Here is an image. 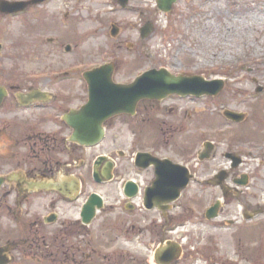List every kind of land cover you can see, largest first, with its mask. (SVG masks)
Masks as SVG:
<instances>
[{
    "label": "rangeland",
    "instance_id": "1",
    "mask_svg": "<svg viewBox=\"0 0 264 264\" xmlns=\"http://www.w3.org/2000/svg\"><path fill=\"white\" fill-rule=\"evenodd\" d=\"M0 1L29 3L22 13L0 14V85L15 86L17 92L12 91V97L35 88L47 91L61 102L59 112L55 113L41 111V104L18 108L15 100L6 101L0 110V129L6 133L15 123L36 124L43 119L49 121L45 131L60 133L67 139L70 132L61 121L63 107H82L87 101V87L81 75L108 62L114 63L112 81L116 84H130L142 73L160 68L174 76L221 80L222 90L214 97L169 96L161 102L142 101L141 112L135 118L121 116L107 123V136L100 145L76 149L71 159L67 151L62 152L60 159L71 165L75 161L74 166L79 167L83 161L91 163L98 155H106L123 168L132 165L130 161L136 153L147 152L195 171L194 177L199 181L190 182L184 191L188 199L194 197L197 205L189 202L183 212L187 221L173 227L170 235L172 241L183 240L186 253L176 264H264V0H177L170 15L159 13L152 0H128L124 9L116 0H45L37 6L30 3L32 0ZM40 13L41 23L37 21ZM148 20L154 22L153 35L141 41L132 27ZM53 21L59 25H52ZM114 23L120 28L117 38L109 35ZM40 32L41 39L56 37L70 51L66 52L64 46L59 55L53 54L51 46L38 40ZM128 44L135 46V50L129 51ZM258 88L262 89L260 93H256ZM225 111L240 114L242 120L234 123L226 119ZM25 134L20 129L17 136L22 139ZM7 137L0 136V155L6 159L24 155L27 144H20L17 154L14 142ZM205 143H211L214 149L209 158L199 161L198 157L205 154ZM118 151L126 154L125 159L117 157ZM230 153L242 161L233 170L225 157ZM222 170H230L238 178L247 174L248 183L237 200L228 199L231 205L220 217L207 221L203 211L221 197V190L205 181ZM70 172H74L73 167L66 174ZM125 172L128 175L124 180L134 177L146 181L149 176L148 171L137 173L132 166ZM119 189L120 181L105 187L88 184L82 199L92 190L100 192L106 208L114 207L109 217L117 220L123 213ZM54 199L57 198L53 195L31 197L28 202L46 205ZM14 202L12 193L8 203ZM244 203L259 213L253 214L246 231L224 221L233 220L231 216L239 219ZM253 212L246 210L247 214ZM150 214L136 216L138 229L146 238L141 233L135 236L126 232L130 241L120 238L118 243L113 235L102 236L96 228L94 240L105 242V252H124L140 258L143 264H155L154 249L148 247L145 232ZM126 218L135 222L134 215ZM1 224L10 225L12 231L18 228L15 222L2 218ZM4 234L0 228V236Z\"/></svg>",
    "mask_w": 264,
    "mask_h": 264
},
{
    "label": "flooded vegetation",
    "instance_id": "2",
    "mask_svg": "<svg viewBox=\"0 0 264 264\" xmlns=\"http://www.w3.org/2000/svg\"><path fill=\"white\" fill-rule=\"evenodd\" d=\"M117 1L118 0H116V3H118ZM152 1L154 2V6L156 8V0ZM43 2L44 0L37 5H40ZM174 6L175 3L171 6L170 11L166 15H170V13L174 12ZM66 16V14L63 16L64 19H66ZM42 19L43 14L40 13L37 21H40L41 23ZM56 20L59 21V18ZM64 22L65 20L62 23ZM54 24L59 25L58 22L55 23L53 21L52 25ZM146 24L151 25L154 30V22L149 20L145 21L143 24H141L140 21L138 24L132 27V29H135V31L138 33L141 41L148 39L141 37V28ZM113 28L116 29L114 36L111 34ZM119 34L120 28L115 23L112 24L109 31L110 37L117 38ZM41 37H43V34L40 32V39L38 40L40 42L44 40L48 46H51L53 54L59 55L60 49L63 50L62 48L66 46H62L61 41L56 37L54 39H41ZM150 37L151 36H149V38ZM134 47L135 46L131 44L127 45L128 50H135ZM65 51L69 52V47L66 46ZM0 87L6 92V96L0 101V110L5 106V103L8 100H15L16 106L18 108L41 104L43 105L41 111L47 110L54 111L55 113L56 111L59 112L61 108V102L47 91L34 88L24 93L19 92V94H28L31 92H38L41 94L38 96L40 98L21 103L16 97L18 93H15L13 95L14 97L10 95L12 91L17 92V88L15 86L0 85ZM41 97L44 98L41 99ZM140 108L141 104H138L134 117L129 118H135L136 114L141 112ZM63 110L62 116L70 111L65 107H63ZM48 123L49 121L47 120L45 121L43 119H39L36 124L24 125L15 123L11 130L7 128V133L4 129H0L1 137L8 139L7 136H9V138L14 142V148L16 147L17 154V147H19L20 144H27V148L25 149L24 155L22 156L14 155L13 157L10 156L9 159H6L5 156L0 155V177L19 174L25 180L32 181H59L66 178H74L78 180L80 184L79 191L72 198H67L53 190H27L26 186H18L17 183L13 182L0 186V218H2L5 222L13 221L18 226L15 231H12V227L10 225H0V228L5 233L4 235L0 236V248H3L2 254L0 255V261H5V264H143L140 258L133 255H126L124 252H120L118 254V251L109 253L103 251L102 247L104 246L105 242H97L93 237L94 230L97 228L102 236H106L108 233H110L113 235L114 241H119L118 243H120V238L122 240L126 239L130 241V239L125 236L129 233H132L135 236H138L141 233L143 237L146 238L147 236L142 233L141 229H138L140 223L136 220V216L140 214L145 215L152 213L145 223V232L148 234L147 240L149 241L148 247L151 246L155 251V249L161 244L173 240L170 238L173 227L184 225L183 222L185 223L187 221L184 220L187 214L183 215V212L186 208H188L189 202H192V206L197 205L194 197H189L188 199L184 190V192L182 191L183 193H180V197L175 202H167L165 195L159 196V199L153 198L151 202L156 206L152 209H146L144 206V191L146 188L152 187L156 180L154 167L140 169L136 166L133 156V159L130 161L132 165L128 166H132L136 171H138L137 173L148 171L149 175L148 178H146V181L145 178H142L141 181H139L134 177L124 180L123 177L128 175V173L125 172V169L128 166L123 168L121 166L118 167L115 159L111 156L98 155L94 160H92L91 163L87 162V164H85V161H83V165L81 164L79 167L74 166L76 165L75 161H72L73 165H71L72 163H62L60 156L64 155V152L66 153L67 151L68 159H71L76 149L86 150V148L80 147L75 143L68 142L66 138H62L60 136V133L55 134L51 131H45L49 125ZM107 123L105 124L106 126H104V139L107 136V128L110 125ZM64 126L66 127V130H69L70 132V129L65 124ZM20 129L26 132L22 139L17 136L18 130ZM27 130H29V134L27 133ZM211 152L212 151L208 152L209 156ZM232 156L240 159V157L236 155L232 154ZM117 157L119 159H125L126 154L122 151H118ZM159 159L171 160L169 158ZM198 160L202 161L200 159ZM240 162L242 163L241 159ZM72 167L74 168V172L66 174V172H68V170ZM234 168L235 167L231 166V170ZM81 169H84L85 171L78 173L76 172ZM137 173L135 175H138ZM190 173L193 176H196V174H194L195 171L192 170ZM198 173H200L199 170ZM217 174H214L212 177H215ZM225 177L226 178L221 186H214V188L221 190V197L215 198L214 203L203 211L204 218L207 221L216 219L220 217L221 214H223L225 208H228V206L231 205L228 202L229 198L237 200L240 197V195L244 192V187L239 186V183L245 179L246 185L249 178L247 174L242 175L241 178H238L237 175L232 174L230 170L225 172ZM118 180L120 181V206L122 207L123 213L122 216H119L117 220H112L111 217H109V215L112 214L111 212L114 211V207L113 205H110L108 208H106V200L104 199L105 197L100 192L92 190L88 195L85 196L84 199H82L83 189L86 185L91 184L95 187H105L113 183H118ZM194 180L199 181L195 177ZM210 180L211 179H208L205 181V183L209 182L210 185H214L213 183L216 181ZM229 180H231V182H229ZM130 181L135 184L137 188V194L134 198L128 199L124 195V187L125 184ZM12 193L15 195V202L8 203V199ZM247 193L248 192L246 191V194ZM93 194L101 196L102 207L100 209L95 208L94 216L89 222H84V219L81 216L83 215L82 209L90 196ZM50 195H53L57 199L49 201L46 205H41L42 203L35 205L28 202L31 197L45 198L46 196L48 197ZM78 202H80V205H77ZM214 207H216V216L209 220L210 218L208 217L210 214H207V211L213 209ZM36 208H38L42 215L37 213ZM193 210H191V212H193ZM246 210H250L251 212L254 211L250 205L244 203L243 213L239 215V219H237L236 216H231L234 217L232 218L233 220L228 219L224 221L229 225L237 224L236 228L240 230L241 228H244L246 231L248 227L251 226L253 214L254 216L259 214L258 211L247 214ZM125 215H134L135 222L132 223L131 220L127 219ZM83 216L85 217L86 215ZM113 226H117V231L113 228ZM216 226L219 225L216 224ZM135 229H137V233L134 232ZM99 232H97L95 235L98 236ZM180 236L181 235H179V240L181 238ZM182 241L183 240L181 239V242ZM181 242L179 243L181 244ZM181 251L182 257L178 261L183 259L186 255V253L183 252L184 248L182 244ZM178 261L172 264H176Z\"/></svg>",
    "mask_w": 264,
    "mask_h": 264
},
{
    "label": "water",
    "instance_id": "3",
    "mask_svg": "<svg viewBox=\"0 0 264 264\" xmlns=\"http://www.w3.org/2000/svg\"><path fill=\"white\" fill-rule=\"evenodd\" d=\"M43 0H32L31 4H38ZM176 0H156L157 7L162 12H169L172 4ZM120 6L125 7L128 0H118ZM29 3L15 2L8 3L0 1V13L9 15L23 11ZM116 29L111 31L112 36L115 35ZM141 37H148L152 28L146 24L141 29ZM113 67L111 65H104L82 74L83 79L87 84L88 99L87 102L78 110L69 111L62 117L65 124L72 130L68 141L79 146L89 148L96 146L104 137L103 124L119 115L135 114L137 104L142 100L161 101L170 95L179 97L192 96L195 98L208 96L214 97L222 90L223 83L221 80L207 81L200 76H174L165 69H151L138 77H136L130 84H116L112 81ZM262 89L258 88L256 92ZM41 94L38 92H31L28 94H18L17 99L23 102H29L33 99L40 98ZM6 96V92L0 87V101ZM44 97H41L43 99ZM25 104V103H24ZM224 117L234 122H240L242 116L229 111L224 112ZM204 148L206 152L211 151L212 145L205 143ZM225 157L232 161V167L240 164V159L226 154ZM201 159V157H199ZM208 158L205 153L202 159ZM135 164L140 169H146L153 166L155 169L156 180L152 187L145 190L144 206L146 209H152V199H159V196H166L167 202H174L183 190L189 180L190 174L187 169L180 165H175L168 160H158L147 153H138L135 157ZM225 173L221 172L219 176L215 177V185L221 184L225 179ZM17 183L18 186H26L27 190H53L64 197H72L78 191L79 183L76 179L66 178L59 181H28L18 175H9L7 177H0V186L3 183ZM245 179L240 182L244 185ZM20 184V185H19ZM137 193V188L132 182H128L124 187V195L127 198H133ZM102 207V199L96 194H93L84 205L81 215L84 222H89L95 214V208ZM216 207L210 209L207 214L208 218H213ZM3 248H0V255ZM181 250L179 245L167 242L161 245L154 253V260L156 264H170L177 260L180 256ZM0 264H5V261H0Z\"/></svg>",
    "mask_w": 264,
    "mask_h": 264
},
{
    "label": "trees",
    "instance_id": "4",
    "mask_svg": "<svg viewBox=\"0 0 264 264\" xmlns=\"http://www.w3.org/2000/svg\"><path fill=\"white\" fill-rule=\"evenodd\" d=\"M62 146V145H61ZM62 149H63V147H62Z\"/></svg>",
    "mask_w": 264,
    "mask_h": 264
},
{
    "label": "bare ground",
    "instance_id": "5",
    "mask_svg": "<svg viewBox=\"0 0 264 264\" xmlns=\"http://www.w3.org/2000/svg\"><path fill=\"white\" fill-rule=\"evenodd\" d=\"M135 162V161H134Z\"/></svg>",
    "mask_w": 264,
    "mask_h": 264
}]
</instances>
